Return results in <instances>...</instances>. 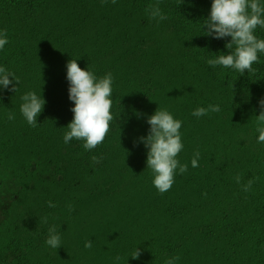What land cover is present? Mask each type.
Wrapping results in <instances>:
<instances>
[{
    "label": "trees",
    "instance_id": "1",
    "mask_svg": "<svg viewBox=\"0 0 264 264\" xmlns=\"http://www.w3.org/2000/svg\"><path fill=\"white\" fill-rule=\"evenodd\" d=\"M155 2L0 0V30L9 41L0 66L19 78L18 91L0 92V185L7 178L16 188L7 217L0 209V264H115L117 255L119 264H164L174 256L177 264H264V143H257L255 130L264 54L258 53L256 71L243 76L211 67L207 59L233 51L225 48L230 37L204 35L212 0L179 6V0H160L168 19L159 24L145 11ZM254 34L264 40V28ZM71 59L97 77L111 72L114 78V119L90 151L82 141L63 142L73 117L66 79ZM28 91L46 101L35 128L19 111ZM208 105L221 111L191 115ZM157 108L183 121L189 166L163 194L146 168L147 149L134 146ZM197 150L199 167L193 168ZM255 177L251 190L242 191ZM124 179L143 191L140 222L116 212L109 222L98 217L84 225L83 213L97 211ZM52 225L61 236L58 249L45 244ZM89 239L90 249L84 246ZM136 247L143 251L134 260Z\"/></svg>",
    "mask_w": 264,
    "mask_h": 264
},
{
    "label": "clouds",
    "instance_id": "2",
    "mask_svg": "<svg viewBox=\"0 0 264 264\" xmlns=\"http://www.w3.org/2000/svg\"><path fill=\"white\" fill-rule=\"evenodd\" d=\"M109 0H101L102 4ZM112 4L116 0H111ZM184 3L179 0L178 6ZM150 20L157 24L168 19L160 8V0L149 5L145 10ZM264 28V3L262 0H212L209 15L204 19L202 25L204 35L213 39H224L230 37L225 44L226 49H233L229 54L219 55L213 59H207L206 63L211 67L221 66L224 69H232L243 76L247 73H254V63H259L258 53L264 54V40L259 39L254 33L257 27ZM8 32L6 29L0 30V50L8 43ZM235 46V47H234ZM11 78V79H10ZM66 79L68 81V99L73 102L70 111L73 117L67 124V129L63 136V142L67 145L72 140L82 141L85 151L96 148L103 143L109 132L110 122L114 119L111 114L112 84L114 78L111 72L103 77H97L92 71L81 69L76 60H69L66 64ZM19 78L14 73L0 66V92L8 90L18 91ZM22 103L19 111L27 124L33 128L38 126L37 117L42 113L46 101L42 94L28 91L20 97ZM259 115L255 116L256 128L258 132L257 143H264V97L259 101ZM219 105H208L195 108L191 115L200 118L209 112H220ZM8 120H14L15 115L8 113ZM149 125L146 136H141L134 141L142 143L146 152V168L151 171L152 184L160 194L170 190L177 173L184 174L188 170L187 164H181L177 159L178 154L183 149L180 129L183 121L174 119L167 109H156L155 112L146 117ZM200 152L193 153L191 166L199 167ZM101 158L92 157L94 163H99ZM236 182L239 184L241 177L237 176ZM258 177L249 179L242 186V191L251 190L252 184ZM206 195V193H205ZM56 205L51 201L48 207L54 208ZM69 210H73L72 205H68ZM41 223H47V217L41 218ZM45 244L52 249L61 247V236L57 232L55 225L48 229V237ZM85 248L92 247V241L85 242ZM142 249L136 247L129 257L139 259ZM122 258L117 255L114 258L115 264H119ZM179 256L167 259L164 264H177Z\"/></svg>",
    "mask_w": 264,
    "mask_h": 264
},
{
    "label": "rangeland",
    "instance_id": "3",
    "mask_svg": "<svg viewBox=\"0 0 264 264\" xmlns=\"http://www.w3.org/2000/svg\"><path fill=\"white\" fill-rule=\"evenodd\" d=\"M177 159L181 164L188 165L187 152L185 150H182L178 154ZM2 179L4 182L0 185V209L5 211L3 216L7 217V208L10 204L11 195L16 190V188L15 183L13 184L11 181L7 180V178ZM152 179L153 177L151 175V180ZM128 181L129 179H124V184L117 186L118 189H116L111 198L98 205L97 211H94L93 208L88 210L90 214L85 211L82 216L84 225H90L89 227H91L92 224L95 225V221L98 220V217L104 219L109 217V220H107L109 222L111 221V215L116 214V212L132 215L133 218L136 217V220L140 222L138 219V213L141 208L140 204H142L141 200L143 199L144 194L138 185L132 186L130 183H128ZM102 225L104 229L105 224Z\"/></svg>",
    "mask_w": 264,
    "mask_h": 264
}]
</instances>
